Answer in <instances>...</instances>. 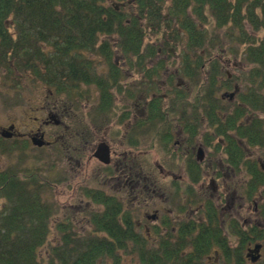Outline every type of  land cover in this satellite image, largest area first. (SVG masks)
Here are the masks:
<instances>
[{"label": "trees", "instance_id": "1", "mask_svg": "<svg viewBox=\"0 0 264 264\" xmlns=\"http://www.w3.org/2000/svg\"><path fill=\"white\" fill-rule=\"evenodd\" d=\"M130 3L137 6L138 14H127ZM165 22L174 41L183 45L179 70L184 75L195 74L194 64L202 66L204 56L199 50L206 52V44L214 38L221 39L222 46L228 44L236 58L244 60L246 69L225 81L230 86L241 81L237 100L224 107L221 101L214 99L208 105L210 99L206 100V115L211 123L243 121V137L261 154V162L246 160L249 201H257L264 209V200L260 199L264 196V0H0V61L10 73L19 70L53 82L58 91L75 99L82 81L99 77L94 60L84 51L93 54L104 49L106 59L111 60L114 48L106 43L97 46L100 33L116 35L120 54L130 61H140L138 69H146L143 62L158 56L153 45L145 48L146 27L153 29ZM219 30H224L223 38ZM212 59H216L210 73L213 91L208 96L215 98L220 63L215 55ZM160 64L150 72L158 74ZM110 86H117V81L106 79L103 91ZM104 103L102 92V108ZM168 105L177 108L175 102ZM218 109L229 113V120L218 118ZM15 159L24 161L21 157ZM26 161L21 168L14 166L4 174L0 172V197L4 198L0 209V264H264V252L255 263L243 254L246 243L252 240L248 236L252 230L241 243L221 242L224 253L218 259L182 260V250L175 248L179 243L169 239L160 242L159 234L156 241H150L133 221L131 211L106 195L102 199L89 195L101 205L91 220L94 229L74 233L76 222L71 216H62L52 202L57 189L54 185L59 188L63 184L62 175L50 165H38L39 156ZM261 231L263 234L255 237L264 243V228ZM130 247L136 257L133 253L129 256Z\"/></svg>", "mask_w": 264, "mask_h": 264}, {"label": "flooded vegetation", "instance_id": "2", "mask_svg": "<svg viewBox=\"0 0 264 264\" xmlns=\"http://www.w3.org/2000/svg\"><path fill=\"white\" fill-rule=\"evenodd\" d=\"M168 18L165 16V19ZM164 50V47L158 50V55ZM217 59L220 72L233 80L230 69L237 66L235 60ZM214 60L210 58L202 64L201 75L196 72L198 65L195 64V74L185 75L187 79L178 75L179 68L173 75L167 76L165 73L169 67L163 66V61L158 59L143 63L145 66L161 63L157 70L164 69L163 76L150 74L149 65L146 69H138L140 61L125 58L120 63L116 57L114 65L113 60H99L100 67H106L109 75L95 69L99 77L82 81L78 98L69 99L64 92L56 89L53 82H49L44 89L42 111L37 105L25 110L27 116L19 115L15 122L0 124V146L11 142V147L4 145L1 151L5 155L15 153L21 157L23 146H28L47 153L52 157V166L59 164L63 168V188L66 191L75 188L73 182L77 175L79 198L83 197L84 201L90 199L89 195H98L100 199L103 195L111 196L124 209L131 211L134 222L141 205L151 209L152 212L139 215L141 218L144 216L147 224L138 221V228L145 226L146 237L150 241H156L159 234L157 238L160 242L169 239L171 243H179L175 248L182 250V260L189 257L209 258L211 253L220 257L224 253L221 242L241 243L247 240L246 210L250 198L246 160L261 162V154L243 137V121L232 124L227 121L209 122L206 100L210 99L208 105L215 102L214 95L212 98L208 96L213 91L210 73ZM22 76L21 72L17 73L14 78L16 86H20ZM7 77L5 70L0 69V86L5 83L7 87ZM125 78L130 79L124 82ZM166 78L174 84H167ZM106 79L117 81V86L103 91ZM134 81L140 82L141 99L134 97ZM200 81H203L202 84ZM225 81L226 78L223 87L230 86ZM233 85L235 90L225 91L220 96L217 91L219 86H216V101L223 99L233 104L239 88L237 83ZM11 86L15 87V84ZM196 87L197 98L191 101L188 95L192 96ZM158 89L166 91L158 94ZM4 92L0 91V97L5 103L8 92ZM102 92L105 94L104 104L110 108L114 105L110 112L105 110L106 107H99ZM119 92L124 93L122 98L126 103L116 107ZM145 92L148 95L143 103ZM99 96L101 99L97 105L95 99ZM85 100L89 101V106L85 105ZM188 100L192 103L191 108L188 107ZM169 102H175L177 108L169 106ZM32 111H40L41 114L30 115ZM139 112L141 115H138ZM201 114L203 117L199 121ZM220 114L218 118L229 120V113L220 110ZM57 154L58 162L55 160ZM89 180H92L91 186ZM260 199L263 201L264 196ZM90 201L93 203V199ZM254 210L258 217L264 219V209L257 201ZM251 232L248 236L252 240L243 248L247 259L250 248L257 241L254 230Z\"/></svg>", "mask_w": 264, "mask_h": 264}, {"label": "rangeland", "instance_id": "3", "mask_svg": "<svg viewBox=\"0 0 264 264\" xmlns=\"http://www.w3.org/2000/svg\"><path fill=\"white\" fill-rule=\"evenodd\" d=\"M126 12H127V14H130L133 12L138 14L137 6L135 4H132L130 8L128 7L126 9ZM164 14H166L165 16H169L168 12H166V10L164 11ZM166 25H167L166 22L162 23L161 25L158 24L153 29L150 27V25H147V27H146V33L147 34H146V38H145L146 47L145 48L150 49L151 45H153L154 49H156V50H160L163 47L165 48V50L163 51V53L161 55H158L156 58H148L147 60L158 59V60L163 61V64L166 67H169V71H167L165 73V74H167V76H169V75H173L175 72V69L179 68V64L181 62V60L179 59V55L182 51L183 45L179 41H174L173 33H170L171 30L168 29L167 28L168 26H166ZM218 35L220 36V38H223L224 30H219ZM219 40L222 41L221 39H217V38L211 39L209 41V43H207L205 48H204L206 50V52L204 50H199L204 56V63L208 59L214 57V55L224 56L223 55L224 52L225 53L229 52L230 53L229 55L227 54L224 57H219V58H223L226 60L237 59V61L235 60V62L237 63V66L235 67V65H234L233 66L234 68L230 69V72L234 76L238 77L239 72L241 73L246 69V67L244 65L245 64L244 60L242 58H240V56H238L236 58L235 54H233L232 51H230L231 49L229 48V45L226 44V45L222 46L219 43ZM117 41H118V38L116 35L108 34V33H100L99 39L97 41V46H99L100 44L106 43L107 46L111 45L114 48L113 53H111V60H113V62H114L113 64L117 63L116 57H118V59H120V61H119L120 63H123L124 59H125V57L120 54V49H119ZM207 50H208V52H207ZM106 52L107 51L104 49L93 52V54L88 50L84 51V53L86 54V57L94 60V64L97 68V72H99L101 74L106 72V75H109V70H106V67H103V66L100 67V63H99V60H108L105 57ZM209 55H211L212 57L209 58ZM194 60H196V59H194ZM157 64H159V63H157ZM157 64H155L153 66H151V64H146V67H148V65H149L150 71H153ZM110 65H111V62L109 64V66ZM238 66H241V68H237ZM201 68L203 69V67H198V66L196 67V72L198 73V70H200V75L202 74ZM163 70L164 69H161V71H159L158 75L163 76ZM137 73L140 74V76H142V74L139 71H137ZM155 73H157V72H155ZM155 73L150 72V74H155ZM178 75L182 78L187 79V77L184 75V72L182 69H180V73ZM10 76L11 77H9V76L7 77V87H5V83H2L0 86V91L2 93H5L4 92L5 90H7V92H8L6 94L5 103H4V101H2V96L0 97V124H4V125H7L10 122H15L16 120H18L17 117L19 115L22 117L24 114H26V111H27V109L29 110V108H36L37 105H40V108L43 107L42 101L45 99L44 89L46 87V84H48L47 80L42 81V80L36 79L37 80L36 81V80H34L35 78H31V77L24 75V76H22V78H23L22 81L19 83L20 86H16V83H15V80L13 79V76L12 75H10ZM199 78H201V76H199ZM225 78L226 77L224 76L223 72H221L219 74V79L217 80V83H218L217 86H219L217 88V91H218L219 96L223 92L234 90V88H235L234 85L223 87ZM129 79L130 78H128V79L125 78L124 82H127ZM166 80H167V84L168 83L174 84V82L172 83L170 81V78H166ZM8 82H10L11 84L8 85ZM202 82L203 81H200V83H202ZM14 84H15V87L11 86ZM160 84L162 85V83H160ZM206 84H208V83H206ZM206 84L204 86H206ZM139 85H140V82L134 81V97L136 99L137 98L141 99V97H143L142 94L140 93V90L138 89ZM88 86H91V85H87V87ZM189 86H190V82H189ZM242 86L243 85L241 84V81H240V83H238L239 89H241ZM42 87H43V89H42ZM124 90H126V88ZM151 90H152V88H151ZM165 91H166V89L165 90L164 89H158L156 92L159 94L160 92H165ZM197 91L198 90L196 87L193 89L192 96L188 95L189 97H191L190 98L191 101L196 100ZM15 92H17V93H15ZM123 94L124 93H122V92L118 93L119 100L117 102L116 107L119 105H122L123 103H126V100L124 98H122ZM215 94H216V91H215ZM147 95H148L147 92H145L144 99H142V100H144L143 103L145 102V99H147V97H146ZM91 96H90V98H92ZM99 99H101V96H99L98 98L95 99L97 105H98ZM191 101L188 100V102H190V103H188L189 108L192 107ZM84 103H85V105L89 106V101L85 100ZM91 104H92V102H91ZM220 104L223 107H224V105H228V104L230 105L229 102H227L223 99H221ZM101 106H102V104L99 105V107H101ZM105 107H106L105 110L107 112H110L112 110V108L114 107V105L112 106V108L107 107L106 105H105ZM140 107H141V105H140ZM220 110L221 109H218L219 113H220ZM41 111H42V108H41ZM30 113H31L30 115H37V116H40V114H41L40 111L38 113H35L33 111ZM202 114L199 116V119H200L199 121H201V117H203ZM138 115H141V113L139 112ZM25 116H27V114L24 115V117ZM121 116L122 115H120L119 118ZM112 121L114 122V120H112ZM4 145L7 147L9 145V142H4L2 144V146H0V172L2 170L6 171V169H11L14 166H18V167L20 166L19 168H21L24 164L28 163V161H26V160H33V159L37 158L38 156L41 158V163H39L38 165L43 164V167L44 166L47 167V156H46V154L42 153L41 151L26 149V151H23V153H22V160H24V161H10L8 159L9 154H7L5 156V153L1 151V149L3 148ZM155 157H156L155 159L158 158L157 155ZM55 160L58 162L59 159L57 156L55 157ZM49 165H51V161L49 162ZM54 167L55 168L57 167L59 169V171L61 172L60 175H64L63 168H60L59 164H56ZM76 176H75V180L73 182V184L76 185L75 188L71 187L70 191L68 192V189L66 191L62 186H60L59 188L57 187V189H56L57 192H55L54 195H52V202H54L55 209L62 216H65V218L67 216H69V217L71 216L72 222H76V225H73V230H72L74 233L85 234V233H88L89 230L94 229V226L91 225L92 224L91 220L93 218V215L100 210L101 205H97V203H94V202L92 203L90 201V199L88 200V198H86V200H84V201L82 200V199H84L83 197L79 198V196H78V194H79L78 185L80 182H79V177L78 176L76 177ZM90 181H92V180H89V182ZM91 185H92V182H90V186ZM44 195L48 198L46 193ZM87 201L89 202V205H88ZM73 202H76L77 204L73 205L72 204ZM3 205H4L3 200H0V209L3 208ZM80 205H83L84 208ZM61 207H62V210H61ZM97 208H98V211L96 210ZM102 209H103V206H102ZM146 211L152 212L151 209H149L145 206L143 207L141 205L140 209L138 210L139 213H136V217H135V224L137 226H138V223H137L138 221L139 222L142 221L144 224H147L145 219H144V216L142 218L139 216V215H145ZM246 215H247V221H248L247 226H252L253 224L262 225V218L258 217V215L255 214L254 205L250 202L247 203ZM57 218L60 219L61 216H57ZM68 222L69 221L67 220V223ZM53 223H55V221H52V224ZM142 231L144 233H146L145 226H143ZM132 253L136 257V253L134 252V249L132 247H130L129 248V256ZM122 254L123 255L125 254L124 251ZM206 258H208V257H206ZM132 260L136 261L138 259L133 258Z\"/></svg>", "mask_w": 264, "mask_h": 264}, {"label": "water", "instance_id": "4", "mask_svg": "<svg viewBox=\"0 0 264 264\" xmlns=\"http://www.w3.org/2000/svg\"><path fill=\"white\" fill-rule=\"evenodd\" d=\"M104 161L109 162V160H104ZM260 248H261V245L258 244L256 245L255 249H253V251L257 253V256H253L252 258L254 261H256L260 257Z\"/></svg>", "mask_w": 264, "mask_h": 264}]
</instances>
